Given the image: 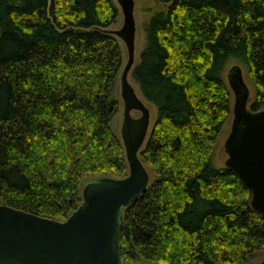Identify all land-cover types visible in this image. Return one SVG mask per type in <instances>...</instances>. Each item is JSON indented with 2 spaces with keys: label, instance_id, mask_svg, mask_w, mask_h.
I'll list each match as a JSON object with an SVG mask.
<instances>
[{
  "label": "trees",
  "instance_id": "1",
  "mask_svg": "<svg viewBox=\"0 0 264 264\" xmlns=\"http://www.w3.org/2000/svg\"><path fill=\"white\" fill-rule=\"evenodd\" d=\"M151 1L130 74L157 112L139 155L154 180L124 209L123 262L248 264L264 252V216L240 175L212 162L233 116L230 61L264 110V0ZM119 19L114 0H0V205L65 221L87 181L129 175L112 128Z\"/></svg>",
  "mask_w": 264,
  "mask_h": 264
},
{
  "label": "water",
  "instance_id": "2",
  "mask_svg": "<svg viewBox=\"0 0 264 264\" xmlns=\"http://www.w3.org/2000/svg\"><path fill=\"white\" fill-rule=\"evenodd\" d=\"M117 2L123 25L111 32L125 44L128 53L120 75V134L129 175L87 181L82 204L65 221L0 205V264H124L122 215L150 184V174L139 155L150 134L151 112L129 80L136 59L135 0ZM228 84L235 100L231 131L224 144L225 166L235 170L251 189L252 206L264 216V110L248 107L250 90L239 66L229 70ZM132 112L141 116L135 118Z\"/></svg>",
  "mask_w": 264,
  "mask_h": 264
},
{
  "label": "rangeland",
  "instance_id": "3",
  "mask_svg": "<svg viewBox=\"0 0 264 264\" xmlns=\"http://www.w3.org/2000/svg\"><path fill=\"white\" fill-rule=\"evenodd\" d=\"M115 5L117 6L119 13H120V19L119 21L110 28V30H118L122 27L123 25V14L121 11V8L117 2V0H114ZM152 5V1L151 0H135V19H136V27H137V31H136V52H135V64L138 62L139 60V56L140 53L142 51V49L144 48L145 45V32H144V28H145V24L147 22V20L149 19V13L147 12V8L149 6ZM122 48H123V53H124V66L126 65L127 61H128V53H127V49L124 43H122ZM239 66L242 69L243 72V76H244V80L245 83L247 84L249 90H250V102L253 101L254 96H255V89L253 87V84L248 76L247 70L245 68V66L243 64H241L240 62L237 61H230L228 63V65L225 68L224 71V79L226 81V83L228 84V73L229 70L233 67V66ZM129 80L130 82L133 84V86L135 87L139 97L141 99L144 100L145 104L149 107L150 112H151V118H150V131L152 130V126L157 118V112L155 107L149 103L147 100H145L143 98V96L141 95L138 85L135 83V81L133 80V78L131 77V74L129 75ZM229 86V84H228ZM117 95L120 97V78L117 81L116 84V89H115ZM232 92V90H231ZM234 94L232 92V101L234 104ZM132 116L135 118H138L141 116V113L139 112H132ZM123 121V103H122V107L120 112L118 113V115L114 118L113 123H112V128L115 134H117L118 136L121 137L120 134V130H121V124ZM231 124H232V118L230 119V121L225 125L223 131L221 132L219 138H218V142H217V147L215 149L214 152V161L212 162L213 165L216 168H221L225 166V162L227 159V154L224 151V144L225 141L231 131ZM213 160V159H212ZM148 172L150 174V183L154 180V174L151 170L150 167H148ZM264 260V252H260L256 255H254L250 260L248 264H259L260 262H262ZM134 264H153L144 260H141L139 262H136Z\"/></svg>",
  "mask_w": 264,
  "mask_h": 264
},
{
  "label": "flooded vegetation",
  "instance_id": "4",
  "mask_svg": "<svg viewBox=\"0 0 264 264\" xmlns=\"http://www.w3.org/2000/svg\"><path fill=\"white\" fill-rule=\"evenodd\" d=\"M250 104H251V102L248 103V107L251 109V105H250ZM251 110H252V109H251Z\"/></svg>",
  "mask_w": 264,
  "mask_h": 264
}]
</instances>
